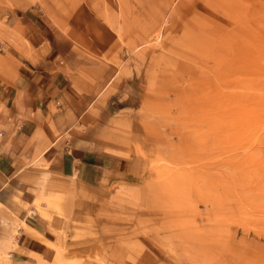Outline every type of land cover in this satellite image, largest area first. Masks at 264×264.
<instances>
[{
    "label": "rangeland",
    "instance_id": "1",
    "mask_svg": "<svg viewBox=\"0 0 264 264\" xmlns=\"http://www.w3.org/2000/svg\"><path fill=\"white\" fill-rule=\"evenodd\" d=\"M58 43L104 82L94 108L121 109L93 137L132 181L49 264H264V0H0V77Z\"/></svg>",
    "mask_w": 264,
    "mask_h": 264
},
{
    "label": "crops",
    "instance_id": "2",
    "mask_svg": "<svg viewBox=\"0 0 264 264\" xmlns=\"http://www.w3.org/2000/svg\"><path fill=\"white\" fill-rule=\"evenodd\" d=\"M62 50L59 43L48 48L39 63L45 70L26 58L19 77H0V264L53 263L56 247L70 244L76 216L85 219L97 198L132 181L131 162L93 137L101 134L94 115L115 117L121 109L116 103L95 109L104 82L89 85L79 73L85 63ZM57 194L65 199L64 217L46 203L40 212L38 198ZM46 208L49 217L40 214Z\"/></svg>",
    "mask_w": 264,
    "mask_h": 264
}]
</instances>
